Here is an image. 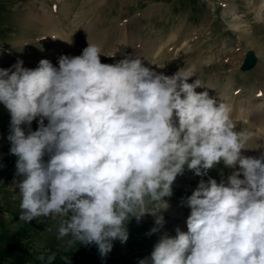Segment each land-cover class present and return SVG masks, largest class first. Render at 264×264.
I'll return each mask as SVG.
<instances>
[{
	"label": "clouds",
	"instance_id": "1",
	"mask_svg": "<svg viewBox=\"0 0 264 264\" xmlns=\"http://www.w3.org/2000/svg\"><path fill=\"white\" fill-rule=\"evenodd\" d=\"M119 51L105 56L88 43L78 56L61 55L58 67L42 59L35 69L23 61L0 68L19 219L56 221L64 252L95 245L106 257L113 241L127 242L133 218L154 217L150 235L163 227L160 213L186 169L204 177L222 163L231 175L201 179L182 201L187 231L164 233L150 262L264 264V152L243 155L253 131L237 128L230 105L198 93L193 74L167 76L135 55L101 62ZM56 259L51 252L46 264Z\"/></svg>",
	"mask_w": 264,
	"mask_h": 264
},
{
	"label": "rangeland",
	"instance_id": "2",
	"mask_svg": "<svg viewBox=\"0 0 264 264\" xmlns=\"http://www.w3.org/2000/svg\"><path fill=\"white\" fill-rule=\"evenodd\" d=\"M3 5L7 9L0 13V68L23 61L25 68L35 69L42 59L58 67L61 55L78 56L89 43L105 56L120 50L115 59L102 56L105 64L135 55L167 76L192 71L188 83L198 79V93L207 91L230 105L237 128L253 131L250 149L243 155L259 157L264 152V147L254 150L264 145V0H0V8ZM119 32H125L126 39L114 46ZM250 50L257 63L242 72ZM9 127L10 115L0 105V264H46L51 252L57 253L54 264H64L62 256L80 264L87 255L99 253L95 245L80 244L64 252L56 239V221L19 219V190L12 185L17 158L10 154ZM31 127L35 131L37 121ZM232 171L222 163L204 177L186 169L175 181L172 197L166 198L170 209L160 213L163 227L150 235L157 227L154 217L145 216L139 223L133 218L127 225L129 239L124 244L113 241L111 252L121 259L135 260L138 255L139 261L148 258L151 264V252L164 233L174 237L177 228L187 231L190 209L182 201L201 179L219 183ZM176 189L186 192L178 195ZM41 254L45 261L38 259Z\"/></svg>",
	"mask_w": 264,
	"mask_h": 264
},
{
	"label": "trees",
	"instance_id": "3",
	"mask_svg": "<svg viewBox=\"0 0 264 264\" xmlns=\"http://www.w3.org/2000/svg\"><path fill=\"white\" fill-rule=\"evenodd\" d=\"M7 9L6 5H3L0 8V13L5 12ZM175 192H178V195H181L180 193L186 192V189L184 190H175ZM140 256L136 255L135 260L132 259H121L120 257H116L112 252H110L106 257H101L99 253H95V255H87L86 259H84L82 263L80 264H119L120 262H124V264H139V258Z\"/></svg>",
	"mask_w": 264,
	"mask_h": 264
},
{
	"label": "water",
	"instance_id": "4",
	"mask_svg": "<svg viewBox=\"0 0 264 264\" xmlns=\"http://www.w3.org/2000/svg\"><path fill=\"white\" fill-rule=\"evenodd\" d=\"M257 63V58L255 57V54L253 51H247L244 57V60L240 66V70L242 72H248L252 70Z\"/></svg>",
	"mask_w": 264,
	"mask_h": 264
},
{
	"label": "bare ground",
	"instance_id": "5",
	"mask_svg": "<svg viewBox=\"0 0 264 264\" xmlns=\"http://www.w3.org/2000/svg\"><path fill=\"white\" fill-rule=\"evenodd\" d=\"M116 39H117L116 42H114V44H113L114 46L117 45V41H121V43H122L123 40L126 39V34H125V32H119V33L117 34V38H116ZM118 39H119V40H118ZM188 74H193V72H192V71H188ZM192 77H193V76H192ZM192 77H191V78H192ZM191 78H190V79H191ZM190 79H189V80H190ZM196 91L198 92L197 89H196ZM216 92H217V91H216ZM216 92H215V93H216ZM222 92H223V91H222Z\"/></svg>",
	"mask_w": 264,
	"mask_h": 264
}]
</instances>
